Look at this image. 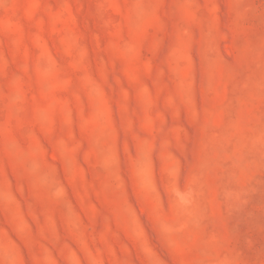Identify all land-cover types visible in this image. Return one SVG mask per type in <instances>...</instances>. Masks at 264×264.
I'll return each instance as SVG.
<instances>
[{"label": "rangeland", "instance_id": "rangeland-1", "mask_svg": "<svg viewBox=\"0 0 264 264\" xmlns=\"http://www.w3.org/2000/svg\"><path fill=\"white\" fill-rule=\"evenodd\" d=\"M0 264H264V0H0Z\"/></svg>", "mask_w": 264, "mask_h": 264}]
</instances>
